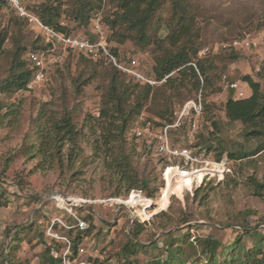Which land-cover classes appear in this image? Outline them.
I'll return each mask as SVG.
<instances>
[{
	"label": "rangeland",
	"instance_id": "obj_1",
	"mask_svg": "<svg viewBox=\"0 0 264 264\" xmlns=\"http://www.w3.org/2000/svg\"><path fill=\"white\" fill-rule=\"evenodd\" d=\"M45 1L29 0L28 8L36 14ZM89 1L92 3V0ZM93 3L96 8L91 11L92 18L97 11H101L103 23L108 26L107 45L110 51L116 50V53L112 51L114 55L151 75L156 43L139 48L134 40L125 38L128 34L124 27L109 28L105 18L115 17V0H93ZM79 4V0H63L59 24L73 29L72 32H81L95 38L92 18L81 23L71 13V8ZM192 4L197 13L196 26L200 33L197 57L212 64L208 74L213 86L189 92L184 89L172 92L168 88L167 93H172V97L160 91L158 103L150 100L141 114L133 120L135 122L142 119L140 121L143 123L145 120L151 121L154 128H157L165 121L157 116V112L164 108L163 102H173L175 113L189 100L201 97L203 103L201 113L194 119L198 126L194 136L191 139L180 138L179 142L178 139L175 140L180 146L192 150L194 161L184 157V162L180 157L167 160L152 147L147 145L148 148L144 149L139 145L134 163L153 191L151 197L146 191L133 193L148 198L146 205L133 200H129L131 204H128L125 203V198L107 201L117 191L116 181L109 169L112 160L107 151L97 153L95 144L99 134L107 126V122L99 118V110L102 94L109 85V72L113 69L111 63L105 59L92 60L66 52L59 61L45 69L40 79H34L30 90L0 94L1 103H13L12 109L17 108L16 118L7 120L14 112L0 116L2 259L12 257L23 261L22 263L37 264L38 253L43 250V246L38 244L35 234L39 231L46 232L49 236L51 225L56 222L62 227L58 230L59 234H63V228L70 227L74 234L77 215L82 219L91 215L92 219L87 220L90 225L83 233L78 254L70 260L71 264H127L124 248L131 239L149 245L130 258L137 257L141 264H146L162 252L164 243L160 238L165 231L182 232L188 226L192 228L188 231L186 240L180 242L187 254L192 255V259L200 258L197 260L198 264H205L211 255L208 250L204 251L201 240L214 238L223 243L216 257L221 264H242L244 261L245 252L236 249L232 253L235 260L229 262L231 253L226 246L237 237H242L244 251L254 249L257 238L264 234V194L258 195L259 186L253 183L252 177L264 184V147L255 154L236 161L229 159V152L256 151L264 140L245 138L242 123L227 119L224 104L231 89L225 87L223 76L227 75L232 82L239 81V89L245 96L246 91L250 90L242 80L246 74L260 81L264 89V0H192ZM171 13V5L167 1L157 11L151 27L160 25V18L165 23ZM0 27L10 28L12 35L6 43V53L0 60L2 81L9 74L14 44L22 47L27 45L28 49L33 47V41L42 44L43 40L40 29L18 20L5 0L0 2ZM154 32H157L153 35L154 38L164 39L168 29L165 24H161L156 30L151 29V33ZM241 36L259 40L261 44L246 50L228 46L232 39ZM203 47H209L211 54L201 56L200 50ZM171 74L175 76V72ZM163 81L155 85H162ZM175 83L172 84L177 85ZM69 109L75 112V121L82 131L80 145L83 153L76 167L62 161L47 160L43 163L39 158L20 152L14 155L12 163L7 166L5 157L12 155L21 141L31 139L41 111L61 115ZM137 121L133 127L143 125ZM133 127L129 132L131 139L135 137ZM140 142L143 141L139 139ZM207 142L214 146V150L208 151ZM221 150L224 151L222 160H219L218 152ZM223 160L226 161V169L221 173ZM59 193L90 198L93 201L81 203V206H74L72 209L71 206L65 208L66 204L59 203L53 197V194ZM144 207H147L146 215ZM137 221L143 224L138 226ZM19 226L25 232L19 233L21 238L15 240L13 233ZM244 227L254 228L261 234H247L248 230L240 229ZM10 230L13 233H8ZM188 240L193 241V244ZM155 241H159L157 248L152 247ZM11 242H15L16 246L12 250L14 254L9 256L7 249ZM67 252L63 247L58 254L63 256ZM65 264H69L68 256Z\"/></svg>",
	"mask_w": 264,
	"mask_h": 264
},
{
	"label": "trees",
	"instance_id": "obj_2",
	"mask_svg": "<svg viewBox=\"0 0 264 264\" xmlns=\"http://www.w3.org/2000/svg\"><path fill=\"white\" fill-rule=\"evenodd\" d=\"M167 1L171 5V16L165 20V23L163 19L160 18V25L152 28V21L157 11L160 10ZM79 2L80 4L78 6L74 5L71 8V13L73 15L75 14V19H80L81 23L90 21L92 18L91 11L95 10L96 4L93 3V0L92 3L89 0H79ZM115 2L117 3V8L114 11L115 17L111 18L109 16L105 18L109 28L115 29L124 27V31L128 34L125 38L134 40L136 46L139 48H146L147 45L156 43L154 44L156 46V52L154 54V65L151 75L157 80H161L164 77H166V79L163 81L162 85L143 83L138 81L135 76L111 64L113 69L109 72V85L102 94L101 107L99 110V118L104 119L105 122H107V126L98 136L97 144H95V151L97 153L107 151L112 160L109 169L112 177L116 181L117 191L112 193L113 195L111 197L129 199L133 191L143 193L146 191L149 197H151L150 195H152L153 188L148 184L146 177H143L139 173L134 163L136 160L135 154L139 145L144 149H147L148 145L150 148L152 147L155 152L157 151L154 144L148 143L145 139L136 137L131 139L129 132L137 121L134 122L133 120L141 114L150 100H153V102L157 101L160 91L172 97V93H167L168 88H171L172 92H176L179 89H184L189 92V90L198 91L201 88L203 90L204 87L210 88V86H213L212 79L208 74V69L212 67V64H207L203 58L197 57L200 33L196 26L197 13L192 4V0H115ZM28 5L29 2L27 3V6ZM62 5L63 0H46L40 5L36 14L45 24L66 32H72L73 29H68V27L59 24V19L63 13ZM12 11L14 12V10ZM16 16L18 20L34 27L28 19L17 14ZM161 24L166 25L168 34L164 39L161 37L154 38L153 35L155 36L157 32L152 34L151 29L156 30ZM106 27L108 28V26ZM11 36L10 28L0 27V60L6 53L5 46ZM41 37L43 40L42 44H37L36 41H33V47L28 49L27 45H23L22 47L14 44L15 50L11 56L8 77L0 81V94H16L30 90L31 83L34 81L37 73V68L30 61L27 54L29 51L47 47L43 35H41ZM112 51L116 53V50ZM70 53L78 57L91 59L86 54L79 51H70ZM208 54L211 53L209 52L206 55ZM194 64H196V66ZM173 72H175V76L171 74ZM242 80L247 83L250 90L249 92L246 91V96L243 91V95L238 94L241 91L240 89L230 91L224 104L226 117L232 122L239 121L242 123L245 138H262L264 140V89L262 88L261 82L257 81L249 74L244 75ZM174 82H176L177 85H173L172 83ZM236 94H238V96ZM172 104L173 102L170 101L167 103L163 102L164 108L157 112V116L165 121L160 123L158 127L166 124H173L177 120L178 115L175 113L174 105L172 106ZM12 106L13 103L0 102V116L3 117L8 114V112L9 114L14 112L12 115L8 116L7 120L9 121L11 118H16L17 108L12 109ZM3 110L6 111L2 113ZM45 110L41 111L38 116V122L35 123L36 129L33 131L30 137L31 139L26 142L21 141L14 153L9 157H5L7 166L12 163L14 155H17L19 152L33 158H39L43 163L47 160L52 162L62 161L69 162L72 167H76L77 163L80 162L83 153V149L80 145L82 131L75 121V112L69 109L64 111L61 115H55L49 114ZM189 130L190 122L188 120H185L179 127L172 128L173 140L177 147H182L180 144H177L180 138L191 139V136L195 134H189ZM139 139L143 142L139 143ZM176 139H178V142H175ZM262 147H264V143L256 151H231L229 152V159L236 161L253 155ZM206 148L208 151L214 150V146L209 142L206 143ZM215 148L218 151L217 147ZM223 151L224 150L218 152L219 160H222ZM158 155L167 160L179 157L180 160H184L182 156H167L160 153H158ZM252 181L259 186L258 195H263L264 184L256 181L254 177H252ZM129 200H133L135 203L143 202L144 205L147 204L146 199L140 195H133ZM78 209L80 210V208H77V210ZM88 212L91 211L88 210ZM91 214H93V212H91ZM77 216L80 217L79 215ZM83 219L86 221L91 220L92 216L86 215ZM74 221L76 228L74 234L72 233L71 227L67 229L63 228V234H59L58 230L62 227L57 222L51 225V231L55 234L57 233L59 238L51 235L48 236L46 232L38 231L35 234L38 244L43 246V250L38 253L37 264H65L67 256L69 257V264H71L70 260L74 259L76 254H78L83 233L88 230V228L80 229L77 219ZM136 223L138 226L143 224L138 221ZM89 225L90 223L88 227ZM22 228L23 227L19 226L14 233L11 230L8 231V233H13L14 239L18 240V238H21L19 233L25 232ZM190 228L192 227L188 226L182 232L181 230L165 231L160 238L164 243L162 252L146 264H198L197 260L200 258L197 257L196 260L192 259V255L187 254L186 249L183 248L180 242V240H186ZM240 229L248 230L246 232L247 234H261L257 233L254 228L247 229L244 227ZM31 238L33 237H30V239ZM241 238V236L237 237L234 242L226 246L228 247L227 251L231 253L229 262L235 260L236 257L232 256V253L234 250L238 249L240 252L243 251L246 254L242 264H264V245L262 246V244H264V234H261V237L257 238L256 246L251 251L243 250L245 247L241 245ZM188 242L193 244V241L188 240ZM200 243L204 251L208 250L211 253L209 260H207L205 264H221L218 263V258L216 257L223 243L214 238L201 240ZM15 246V242L9 244V249H7V254L9 256L14 254L12 250H14ZM63 247L66 248L68 252L62 256L59 255L58 252H60ZM148 247L149 245L147 244L131 239L130 243L124 248L125 256L128 258L126 259V262H128L127 264H141L137 257H133V259L130 258L137 255L140 250ZM152 247H159V241H155ZM165 253L166 255H164ZM22 262L23 261L12 259V257L2 259L0 256V264H29Z\"/></svg>",
	"mask_w": 264,
	"mask_h": 264
},
{
	"label": "built area",
	"instance_id": "obj_3",
	"mask_svg": "<svg viewBox=\"0 0 264 264\" xmlns=\"http://www.w3.org/2000/svg\"><path fill=\"white\" fill-rule=\"evenodd\" d=\"M29 0H6L8 7L14 12L29 20V22L36 28L40 29L42 32L43 38L47 43L46 48H42L39 50H33L28 52V57L33 65L37 68V73L35 75L36 79H40L45 72V69L50 65L61 59V55L70 51H79L81 53L86 54L92 60L105 59L109 63L115 65L119 69L135 76L138 81L143 83H149L151 85H155L160 81L165 80H157L148 72L143 71L138 66L133 63L127 64L124 60L117 57L110 51L107 45L108 39V28L105 26L102 20L101 11H97L96 14L93 15L92 18V31L95 35V38H91L81 32H66L61 29H57L54 26L45 24L38 15H36L32 10H30L27 6ZM261 44V41L250 39L245 36L236 37L230 41L228 44L229 47H232L236 50L241 49H250L252 47H258ZM224 46H227L224 43ZM210 52L209 47H203L200 50V55H205ZM196 66V64H194ZM223 82L226 88L231 90L239 89V81H230L227 75L223 76ZM239 95H243V92L240 91ZM203 109V103L201 97L198 100H189L185 104V106L177 112V120L173 124H166L161 127L154 128V125L151 121H146L143 123L142 119H139L137 122L143 123V125L139 124L134 126L133 131L136 138L145 139L148 143L154 144L156 151L160 154L167 156H182L187 158L190 161H194V155L192 150H189L187 147H177L174 143L172 136V128L179 127L185 120L190 122V130L189 134L194 133L197 130V124L194 120L196 115L200 114ZM225 160H223V165L220 169V172L223 173L225 171ZM168 168V167H167ZM167 170V169H166ZM208 170V169H207ZM134 192V191H133ZM130 194V198L134 193ZM139 195V194H138ZM53 197L62 204H66L65 208L68 206H81V203H91L93 199L85 198L81 196L74 195H65V194H53ZM129 198V199H130ZM129 199L125 203L131 204ZM148 199V198H146ZM112 200H121L119 198H109L107 201ZM147 207H144V214L146 215ZM76 216V215H75ZM78 221V226L80 229H86L88 227V223L86 220L76 216ZM49 234L51 236L59 237L57 234L53 233L50 229Z\"/></svg>",
	"mask_w": 264,
	"mask_h": 264
},
{
	"label": "bare ground",
	"instance_id": "obj_4",
	"mask_svg": "<svg viewBox=\"0 0 264 264\" xmlns=\"http://www.w3.org/2000/svg\"><path fill=\"white\" fill-rule=\"evenodd\" d=\"M209 163H211V162H209ZM217 167V166H216ZM181 170V169H180ZM200 171V170H199ZM197 172V171H196ZM188 174V173H187Z\"/></svg>",
	"mask_w": 264,
	"mask_h": 264
},
{
	"label": "crops",
	"instance_id": "obj_5",
	"mask_svg": "<svg viewBox=\"0 0 264 264\" xmlns=\"http://www.w3.org/2000/svg\"><path fill=\"white\" fill-rule=\"evenodd\" d=\"M247 84V83H246ZM247 92H249V91H247Z\"/></svg>",
	"mask_w": 264,
	"mask_h": 264
}]
</instances>
